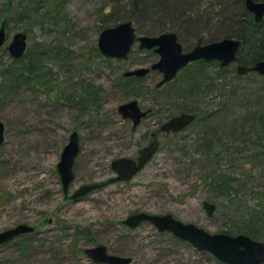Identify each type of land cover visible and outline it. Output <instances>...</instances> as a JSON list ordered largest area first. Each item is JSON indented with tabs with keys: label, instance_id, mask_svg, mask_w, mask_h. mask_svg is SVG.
<instances>
[{
	"label": "rangeland",
	"instance_id": "rangeland-1",
	"mask_svg": "<svg viewBox=\"0 0 264 264\" xmlns=\"http://www.w3.org/2000/svg\"><path fill=\"white\" fill-rule=\"evenodd\" d=\"M0 0V232L33 227L0 244V264H108L84 249L102 244L127 264H227L135 213H169L210 233L264 241V75L239 74L236 62L196 61L159 87L153 49L131 46L125 58L103 55L99 33L131 21L136 37L174 32L183 51L226 37L241 0ZM26 34L19 57L8 49ZM136 100L147 114L132 125L118 109ZM192 123L178 132L160 125L181 112ZM157 133L159 145L129 180L111 162L135 158ZM72 132L79 151L74 178L62 189L57 163ZM84 184L96 188L79 198ZM215 205L208 215L203 202Z\"/></svg>",
	"mask_w": 264,
	"mask_h": 264
},
{
	"label": "water",
	"instance_id": "water-1",
	"mask_svg": "<svg viewBox=\"0 0 264 264\" xmlns=\"http://www.w3.org/2000/svg\"><path fill=\"white\" fill-rule=\"evenodd\" d=\"M246 9L253 14L254 20L259 22L264 16V1L244 0ZM26 34L17 32L13 35L8 45L10 53L16 57L23 54L26 47ZM139 41V48L153 49L159 55V59L150 67L127 70L125 75L143 76L150 70H158L162 77L156 83V87L172 80L177 72L188 63L196 60L218 61L221 66H226L237 59L240 41L233 37H224L216 41L207 43H197L189 51H183L174 32H162L154 36L142 35L136 37L135 29L131 21L119 22L115 26L104 28L98 36L97 47L99 51L108 57L125 58L131 46ZM5 41L4 25L0 27V46ZM239 74H246L255 71L264 75V60H258L252 66L236 65ZM124 117H129L133 125L138 124L145 116L146 110L140 109L136 100H130L118 106ZM194 114L191 112H181L163 122L161 131L178 132L194 121ZM152 139L148 144L138 151L137 158L119 157L111 162V167L116 171V176L109 182L123 181L131 179L153 156L159 142L155 132L151 133ZM3 140V125L0 122V143ZM79 151L77 133L72 132L68 143L63 147L60 159L57 163L62 189L67 191L70 182L74 178L72 165L74 158ZM96 184H84L75 189L71 197L79 198L84 196ZM203 207L208 215L215 210V205L208 201L203 202ZM151 221L159 231H170L176 237L186 240L198 249L210 251L217 259L227 264H264V241H257L245 234L230 235L227 233H210L193 223H185L171 214H148L139 212L129 215L125 219V224L130 227L137 226L142 221ZM33 227L26 224H18L13 228L0 232V244L22 233H28ZM85 254L94 261L108 264H127L130 257H123L107 252L104 245L98 244L84 249Z\"/></svg>",
	"mask_w": 264,
	"mask_h": 264
},
{
	"label": "trees",
	"instance_id": "trees-1",
	"mask_svg": "<svg viewBox=\"0 0 264 264\" xmlns=\"http://www.w3.org/2000/svg\"><path fill=\"white\" fill-rule=\"evenodd\" d=\"M264 1V0H255ZM244 3V0H241ZM139 0L135 1V9H137ZM240 41L237 62L244 66H252L258 60H264V16L259 21L254 20L253 14L244 6L240 19L226 35ZM198 63H205L204 60H198ZM187 112V110H184ZM254 218L264 220V212L256 211ZM264 224V222L262 223Z\"/></svg>",
	"mask_w": 264,
	"mask_h": 264
},
{
	"label": "flooded vegetation",
	"instance_id": "flooded-vegetation-1",
	"mask_svg": "<svg viewBox=\"0 0 264 264\" xmlns=\"http://www.w3.org/2000/svg\"><path fill=\"white\" fill-rule=\"evenodd\" d=\"M146 111H147V110H146ZM146 114H147V112H146ZM146 114H145V115H146ZM131 121H132V119H131ZM139 122H140V121H139ZM139 122H138V123H139ZM164 122H165V121H164ZM132 125H133V121H132ZM136 125H137V124H136ZM136 125H133V126H136ZM160 126H161V125H160ZM159 129H160V128H159ZM152 132H155V131H152ZM152 132H151V133H152ZM151 133H150V136H151ZM155 133H156V132H155ZM156 135H157V133H156ZM151 139H152V136H151ZM151 139H150V140H151ZM157 139H158V137H157ZM158 142H159V141H158ZM148 143H149V142H148ZM148 143H147V144H148ZM137 156H138V155H137ZM137 156L135 157V159L137 158ZM57 170H58V169H57Z\"/></svg>",
	"mask_w": 264,
	"mask_h": 264
}]
</instances>
